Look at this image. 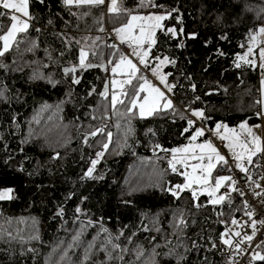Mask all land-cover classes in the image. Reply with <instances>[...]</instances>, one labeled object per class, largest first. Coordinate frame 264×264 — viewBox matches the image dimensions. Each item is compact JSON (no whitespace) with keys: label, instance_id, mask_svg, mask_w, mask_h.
Wrapping results in <instances>:
<instances>
[{"label":"trees","instance_id":"1","mask_svg":"<svg viewBox=\"0 0 264 264\" xmlns=\"http://www.w3.org/2000/svg\"><path fill=\"white\" fill-rule=\"evenodd\" d=\"M159 2L176 6L183 14V47L158 33L160 43L152 52V57L176 61L164 68V73H172L169 82L177 85L169 94L176 112L146 119L134 115L132 132L126 136L129 120L111 108V89L108 100L98 95L110 81V73L93 68L82 73L79 85L72 84L62 67L76 61L77 49L61 57L64 45L56 33L100 37L102 59L107 61L112 51L107 47L112 44L110 28L121 27L127 18L110 13L105 6L73 8L85 14L81 20L69 15L62 0L44 4L30 0L29 10L36 19L18 49L3 58L8 67L0 69V190L11 188L14 196L0 201V264H153V260L177 264L176 255L185 257L179 264H232L222 256L227 246L221 236L232 229L233 219H245L240 201L213 205L203 194L196 201L203 206L194 207L189 191L174 198L165 189L184 179L165 160L170 152L155 146L170 150L186 145L188 133L181 131L187 118L205 128L217 123L230 128L244 121L259 124V71L246 65L237 68L234 60L243 54L240 44L248 33L264 27V0ZM135 3L124 0V7ZM64 21L73 26L65 28ZM165 23L179 31L175 20ZM190 33H196V38H187ZM28 40L36 45L33 51L27 50ZM217 49L224 55H217ZM46 50L60 63L49 60ZM89 58L94 59L91 54ZM36 74L60 83L53 86L47 79L34 78ZM93 87L95 93L88 95ZM117 108L125 110L121 105ZM192 109L204 110L210 119L194 118ZM100 128L104 133L90 135ZM107 132L112 133V141L96 166L97 178H87L89 161L102 150ZM181 215L187 221L182 230L178 227ZM33 234L39 239H30ZM110 238L109 248L118 244L127 249L123 261L107 259L103 248ZM90 244V259L85 262ZM137 248L143 253L139 257ZM170 251L176 255H166ZM258 253L264 255V246L258 247Z\"/></svg>","mask_w":264,"mask_h":264},{"label":"snow or ice","instance_id":"2","mask_svg":"<svg viewBox=\"0 0 264 264\" xmlns=\"http://www.w3.org/2000/svg\"><path fill=\"white\" fill-rule=\"evenodd\" d=\"M37 2L44 4L45 0H37ZM62 3L67 8L70 16L82 20L85 14L73 12V8L101 7L105 5L106 0H62ZM29 9L30 0H0V20L7 19L9 21L8 24L0 23V33H2L0 34V42H2V45H0V69H6L8 67L2 62L3 58L14 48L18 49L19 44L27 37L28 31L32 27V22L36 19ZM108 11L116 15H123L127 18L126 22L121 27L115 28L113 31L116 33L121 44H127L129 48L132 49L131 55L137 58L138 64L146 69L150 68L152 74L158 78L160 86L153 84L146 76L141 74V69L137 66V63H133V60L129 58V56L121 54L120 49L116 44L107 45V47L112 49L108 54L111 58L104 61L102 59L104 55L103 49L98 44L100 37L93 38L82 36L76 38L68 32H59L56 33V35L64 45L63 51L60 52L61 57L66 58L68 55H71V50L74 47L77 49L76 61L69 62V66L67 67H62L63 76L70 79L72 84L79 85L82 80V73L93 68H103L105 72H110L112 77H115L118 74L126 77L121 80L115 78L111 79L104 85L103 91L98 93V95L104 97L105 100H108L110 94L109 85H111L110 106L113 110H116L118 116L122 118L128 117L129 126L125 130V135L127 136L132 132L130 120L134 115H138L141 119H146L151 116L176 112L173 100L168 94H172L177 85L169 82V76H172V73L163 72V68L166 65H174L176 61L168 56L161 57L160 55H156L152 57V52L153 49L157 47L158 43H160L159 36L157 35L158 33L160 36L165 37L166 40L176 39L178 46L183 47V14L178 7H168L164 3L159 2V0H136L135 6L131 8L124 7V0H109ZM169 20H175L177 22L179 25V31L176 26H169L165 23ZM52 23L53 21L50 19L48 24L51 25ZM64 24L65 28L73 26V22L69 21H64ZM76 27L79 28L78 23H76ZM35 30L39 32L41 29L37 28ZM99 31L103 32L104 29L100 28ZM257 32L259 34H264V27H259L257 30H251L248 33L245 43L240 44V47L244 49V52L243 54H237L235 56L234 64L237 68L244 65L250 68L258 67L261 69L262 75H264V46H259L260 42L257 40ZM196 35V33H190L187 38L195 39ZM220 38L227 39L226 36ZM27 44L29 45L27 47L28 51H33L36 47L34 41L28 40ZM157 51H159V49H157ZM46 54L48 55L49 60L53 63H60L59 60L53 59L52 53L48 52V50H46ZM90 54L94 59L89 58ZM216 54L224 55L223 51L220 49H217ZM150 57H152V59H149ZM152 60H155L157 63L153 64ZM108 65L112 66L109 68ZM77 73H80L81 75H77ZM34 78L47 79L53 86L60 83V81L54 80L51 76L44 77L36 74ZM134 80L136 81L135 84L133 83ZM262 84H264V81H262ZM126 86H130V88H126ZM195 87V84H193L192 89L195 90ZM95 91L96 90L93 87L88 95H92ZM141 93H147V95L141 96ZM69 95H71V88L69 89ZM0 96H2V93H0ZM195 99L199 100L200 98L196 97ZM257 103L261 104V110L258 111L256 115L257 117L264 119V99L257 101ZM118 105L124 106V112L118 110ZM191 115L202 121L210 119V117L205 115V112L202 109H192ZM181 119L186 118L181 116ZM186 124L187 126L182 129L181 134L188 133V144L170 150L161 148L159 144L155 146L161 151L166 153L170 152L171 159H169L168 164L171 171L184 177L182 183H177L165 190L170 192L171 195L177 199L180 198L181 193L189 191L194 202V207L203 206L202 203H196V201L199 200V196L203 194L207 195L209 203L213 205L222 204L225 202L226 198L227 202L230 204L231 195L229 192L226 191L224 194L217 195L220 189L225 187L226 182H228L227 187L231 189V191L237 192L243 196V191L236 186L237 181L234 180L231 175L217 174L215 177L212 175L217 165L227 166L229 164L228 158L221 154L220 150L210 139H205L201 143H194L199 137L205 135V127H196V120L191 118L186 119ZM255 127H260V125H256ZM221 128L224 129L225 133H232V135H221ZM239 128L245 133L244 139H240V137L235 134V129H230L222 123L216 124L215 133L221 140L229 141L225 146L231 153L235 167L245 174L255 188H260L261 184L252 179L251 168L249 165L264 167V165L257 164L258 160L264 159V139L253 131V127L249 126L247 121L242 122L239 125ZM104 131V128H100L92 131L90 135L94 137L98 132L104 133ZM111 141L112 133L107 132L106 141L102 144V150L96 153L95 159L89 161L90 166L84 173L85 177L91 179L97 178L94 176L96 166L104 157L105 151L108 150ZM87 142L88 139L86 135L84 143L87 144ZM236 148H239L240 151H236ZM58 155L59 154L57 153V156ZM254 157H256V160H254ZM177 165L180 167L178 168ZM189 168L191 171H188ZM181 169H183V171H181ZM260 178L261 180H264V175H261ZM194 185L199 187H194ZM254 194L257 196L264 195V193ZM12 199H14V196L11 188L0 191V201ZM262 203H264V201H262ZM249 207L250 205L245 200L244 208L242 210L244 215L249 218L248 221H245L244 224H240L238 220L233 219L231 223L233 225L239 224L242 229L247 225L252 229V233L250 235L243 233L242 235L241 231H235L233 233L229 229L221 236L223 245L227 246L230 250V256L232 251L237 254L245 252L243 245L247 244L250 246L259 227H264V219L257 221L254 218L255 209L249 211ZM76 211L80 212L81 209L77 208ZM60 215H63V210H61ZM178 227H180L181 230L187 227V221L182 215L179 217ZM103 231L107 232V229H104ZM232 236L239 239L233 240L231 238ZM29 238L39 239L38 235L35 234L31 235ZM109 243H111V238L104 242L103 250L107 254V259L109 261H123V253H125L127 249L122 248L118 244H112L111 248H109ZM192 246L197 247L195 242H193ZM262 246H264V241L257 245V247ZM92 247L93 245L90 244L88 245V249L85 250V262L90 259L89 250ZM212 247L215 248L216 244L213 243ZM114 251L117 253L115 256L113 255ZM142 254V249L137 248V257ZM153 255L155 256L156 253ZM166 255H176V253L170 251ZM176 258L177 264L185 259L183 255H176ZM252 260L264 261V255H261L258 252L254 253ZM153 264H155L154 260ZM232 264H236L234 258H232Z\"/></svg>","mask_w":264,"mask_h":264},{"label":"built area","instance_id":"3","mask_svg":"<svg viewBox=\"0 0 264 264\" xmlns=\"http://www.w3.org/2000/svg\"><path fill=\"white\" fill-rule=\"evenodd\" d=\"M110 39L112 40V44H116L118 45L119 49H120V53L121 54H125L127 56H131L128 47L125 44H120L119 41L114 40L113 36L110 35ZM205 134L208 136L207 131H205ZM208 139H210L213 144L219 148L218 143L212 138V137H208ZM227 158V157H226ZM229 160V164L227 166H217L215 169V174H223V175H231L233 177L234 180L237 181V187L239 189H241L244 193L243 196H241L239 193L231 191V189H229L227 187V183L225 187L222 188L221 190V194H224L226 191L230 193L231 195V199H233V201H240L241 207L242 209L244 208V201L246 200L248 202V204L250 205L249 207V211H252V209H255V219L257 221L264 219V203H262V201H264V195L262 196H257L254 193H264V180H261V175H264V167H259V166H251L249 165V167L251 168V176L253 180L258 181L261 184L260 188H255V186L248 180V178L245 176L244 173H242L238 168L235 167V163L232 162V160ZM258 165H264V159H262L259 163H257ZM227 201V198L226 200ZM224 202L221 204L223 205ZM243 211V210H242ZM243 216L245 217V219H238V221L240 222V224H244L245 221H248L249 218L247 216L244 215L243 212ZM259 227V226H258ZM231 232H235V231H241L242 235L243 233H247V234H251L252 233V229L250 227H248L247 225H245V227L242 229L240 227V225H233L232 229H230ZM225 238H229V237H225ZM233 240L239 239L236 238L234 236L231 237ZM264 241V227H259V230L254 238V240L252 241L251 245H243L245 252L237 254L234 251L231 252V256H230V250L227 247L226 250H224V252L222 253V256L225 259L231 260L232 258L235 259L236 264H250V262L252 261V256L254 253L258 252V244H261V242Z\"/></svg>","mask_w":264,"mask_h":264},{"label":"rangeland","instance_id":"4","mask_svg":"<svg viewBox=\"0 0 264 264\" xmlns=\"http://www.w3.org/2000/svg\"><path fill=\"white\" fill-rule=\"evenodd\" d=\"M119 26H117V27H111L110 29H111V32H112V35H113V39L114 40H117V41H119V39L117 38L116 39V33L113 31L115 28H118ZM257 40L260 42V45L259 46H264V34H259L258 32H257ZM2 44V43H1ZM127 47H128V49H129V51L128 52H130V55H131V53H132V49L131 48H129V46L127 45V44H125ZM258 50V49H257ZM129 58H131L132 60H133V63H138V60H137V58L136 57H134V56H129ZM152 63L153 64H155V63H157L156 61H153L152 60ZM138 66H141V74H143L144 76H146L153 84H155V85H157V86H160V84H159V80H158V78L156 77V76H154L153 74H152V72H151V70H150V68H144L142 65H139L138 64ZM165 68V67H164ZM164 68H163V72H164ZM257 69H258V71H259V91H260V100L262 99L261 98V86H260V78H261V83H262V81H264V75H262V72H261V69L260 68H258L257 67ZM110 73V72H109ZM138 75H140V74H138ZM113 78H115V79H117V80H121V79H125L126 77H123V76H121V75H117V76H115V77H112V75H111V73H110V79L109 80H111V79H113ZM133 83L135 84L136 83V81L134 80L133 81ZM262 86H263V88H264V84H262ZM109 87H110V89H111V85H109ZM163 90V89H162ZM145 95H147V93H141V96H145ZM169 95V94H168ZM170 96V95H169ZM260 109H261V105H260ZM139 117V116H138ZM194 118H197V117H194ZM260 121H261V123H260V127H255L256 125H253L252 127H253V131H254V129L255 128H258V130L261 132V130H262V127H263V125H262V118H260ZM241 124V123H240ZM240 124H238V125H240ZM223 125H225V124H223ZM237 125V126H238ZM215 126L216 125H214V126H212V127H207V128H205L206 129V131H207V133H208V135H210V136H214V137H217V141L220 143V148H218L219 150H220V152H221V154H223V155H225L227 158H229L230 160H232V162H234L233 161V159H232V157H231V153L228 151V149H227V147L225 146L229 141L228 140H221L220 138H219V136H217L216 135V133H215ZM227 126V125H226ZM237 126H234V128H236ZM199 127H201V125H199ZM228 128H230L229 126H227ZM234 128H230V129H234ZM238 129V130H237ZM209 130H211V131H209ZM236 135H238L239 137H240V139H244L245 138V133L241 130V129H239V127H237L236 129ZM255 132V131H254ZM206 135V134H205ZM205 135L203 136V137H199L197 140H198V142H196V143H199V142H203L204 141V137H205ZM221 135H229V136H231L232 135V133H225V131H224V129L223 128H221ZM207 136V135H206ZM261 137V136H260ZM262 139H264V138H262ZM236 151H240V149L239 148H236ZM178 156H179V154H178ZM169 159H171V154H169V156L167 157V158H165V160L166 161H169ZM194 162V161H193ZM191 163V162H190ZM177 167L179 168L180 166L179 165H177ZM181 171H183V169H181ZM188 171H191V169L189 168L188 169ZM180 176V175H179ZM182 179H184V177L183 176H180ZM194 187H199V186H196V185H194ZM3 190V189H2ZM2 190H0V191H2ZM221 190H222V188L220 189V191L217 193V195H220V193H221ZM4 201H7V200H4Z\"/></svg>","mask_w":264,"mask_h":264},{"label":"crops","instance_id":"5","mask_svg":"<svg viewBox=\"0 0 264 264\" xmlns=\"http://www.w3.org/2000/svg\"><path fill=\"white\" fill-rule=\"evenodd\" d=\"M108 3H109V0H106V3H105V7L106 8H108ZM116 39H117V37H116ZM260 76V75H259ZM260 86H261V98L262 99H264V88H263V86H262V83H261V78H260ZM259 101H260V91H259ZM261 104H259V106H260ZM261 109H260V107H259V111H260ZM199 119V118H198ZM259 119H260V117H259ZM260 123H261V121H259V124L258 125H260ZM240 124V123H239ZM249 126H253V125H250V124H248ZM254 125H257V124H254ZM262 125H263V127H262V130H261V132L258 130V128H255L254 129V131H255V133L258 135V136H261V138H264V119H262ZM237 127H239V125L237 126ZM236 127V128H237ZM236 128H234V129H236ZM240 129V128H239ZM238 130V129H237ZM208 137H212V136H210V135H208V136H206L205 135V137H204V140L205 139H208ZM217 143H218V145H219V148H220V143L217 141V137H212ZM196 142H198V140L197 141H195L194 143H196ZM188 143H189V141H188ZM188 143H186V144H188ZM199 143H201V142H199ZM217 166H219V165H217ZM215 173V170L213 171V177H215L216 176V174H214ZM184 181V180H183ZM206 195V194H205Z\"/></svg>","mask_w":264,"mask_h":264}]
</instances>
